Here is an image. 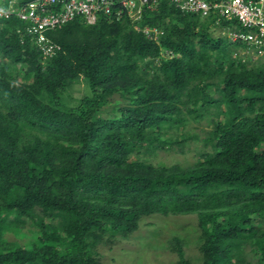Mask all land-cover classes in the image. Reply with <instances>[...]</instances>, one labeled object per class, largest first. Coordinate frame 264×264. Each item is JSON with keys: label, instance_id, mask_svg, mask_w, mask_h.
Returning a JSON list of instances; mask_svg holds the SVG:
<instances>
[{"label": "trees", "instance_id": "1", "mask_svg": "<svg viewBox=\"0 0 264 264\" xmlns=\"http://www.w3.org/2000/svg\"><path fill=\"white\" fill-rule=\"evenodd\" d=\"M134 24L76 18L46 33L60 50L45 60L21 21L0 18L9 64L0 65V264H99L104 235H130L155 213L197 214L203 264H264V65L231 57L245 46L212 37L210 28L243 31L236 22L162 4L138 24L162 30L158 42ZM11 66L27 80L14 83ZM78 79L90 94L64 108ZM114 95L124 105L103 117ZM209 116L224 119L201 161L169 168L144 159L171 127ZM26 221L39 232L31 248L3 239Z\"/></svg>", "mask_w": 264, "mask_h": 264}, {"label": "rangeland", "instance_id": "2", "mask_svg": "<svg viewBox=\"0 0 264 264\" xmlns=\"http://www.w3.org/2000/svg\"><path fill=\"white\" fill-rule=\"evenodd\" d=\"M210 33L212 37L224 36L223 32L218 33L214 28H210ZM165 50L162 52V57H168L170 54V51ZM230 52L231 57H238L243 62L264 65L263 59L242 48L238 51L232 49ZM0 65L9 66L3 59H0ZM25 70L23 67L11 68L12 77L16 79L14 83L18 84L27 80ZM207 93L217 97L212 87ZM89 94L87 84L82 79H78L64 91L61 96V105L68 109L75 108L79 99ZM123 105L120 97L114 95L111 102L105 106L102 116L116 114L117 109ZM212 112L216 110L212 109ZM223 119V116L219 118L209 116L199 123L190 120L185 129L179 127L176 130L175 127H171L168 132L160 136L162 144H158L156 152L145 155L144 159L154 166L164 165L169 168L193 166L202 160L203 151L209 153L212 151V143L208 139L211 137L210 132L213 131L214 122ZM11 219L10 217L8 220ZM259 222V219L254 218L255 224ZM44 223L47 224L49 221L45 220ZM110 235L107 233L96 243L95 250L98 253L99 264H179L180 256L189 264H203L197 214L164 216L155 213L142 217L139 220L138 229L130 235L118 234L113 237ZM38 236V228L31 224V221H26V224L17 230H6L3 239L13 245L31 248L33 244H36ZM177 248H180L181 255L178 254Z\"/></svg>", "mask_w": 264, "mask_h": 264}, {"label": "built area", "instance_id": "3", "mask_svg": "<svg viewBox=\"0 0 264 264\" xmlns=\"http://www.w3.org/2000/svg\"><path fill=\"white\" fill-rule=\"evenodd\" d=\"M162 4L173 5L183 14L199 15L215 25L236 22L243 31L227 27L223 34L230 43L243 44L245 51L264 60V0H2L0 18L21 21L30 41L46 60L60 50L46 33L76 18L93 25L101 16L118 21L125 15L135 23L136 31L158 42L162 30L140 28L138 24L144 14L157 12Z\"/></svg>", "mask_w": 264, "mask_h": 264}]
</instances>
